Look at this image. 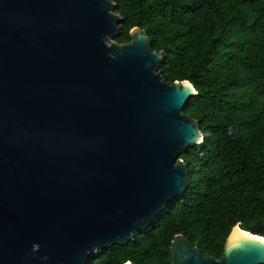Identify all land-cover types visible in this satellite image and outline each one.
Returning <instances> with one entry per match:
<instances>
[{"label": "water", "instance_id": "1", "mask_svg": "<svg viewBox=\"0 0 264 264\" xmlns=\"http://www.w3.org/2000/svg\"><path fill=\"white\" fill-rule=\"evenodd\" d=\"M115 9L0 0V264H90L188 187L180 152L203 138L183 108L196 91L162 78L144 31L114 42ZM235 228L219 260L175 236L171 264H264V238L231 241Z\"/></svg>", "mask_w": 264, "mask_h": 264}, {"label": "trees", "instance_id": "2", "mask_svg": "<svg viewBox=\"0 0 264 264\" xmlns=\"http://www.w3.org/2000/svg\"><path fill=\"white\" fill-rule=\"evenodd\" d=\"M121 22L115 43L145 32L158 72L196 91L183 114L197 121L199 145L181 151L188 187L126 245L90 264H171L183 236L219 260L234 226L264 238V0H112Z\"/></svg>", "mask_w": 264, "mask_h": 264}, {"label": "bare ground", "instance_id": "3", "mask_svg": "<svg viewBox=\"0 0 264 264\" xmlns=\"http://www.w3.org/2000/svg\"><path fill=\"white\" fill-rule=\"evenodd\" d=\"M250 237L248 234L244 233V231H241L238 228H235L233 233L230 236V240L231 241H235L237 239H241V238H247Z\"/></svg>", "mask_w": 264, "mask_h": 264}]
</instances>
